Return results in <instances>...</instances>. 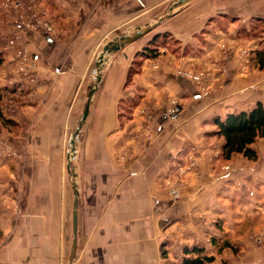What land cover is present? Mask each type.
<instances>
[{"label": "crops", "instance_id": "crops-1", "mask_svg": "<svg viewBox=\"0 0 264 264\" xmlns=\"http://www.w3.org/2000/svg\"><path fill=\"white\" fill-rule=\"evenodd\" d=\"M255 1L194 0L152 34L111 53L74 159L69 141L95 82L91 66L99 50L156 4L41 0L16 24L20 47L37 61L35 78L24 75L25 83L12 48L1 40L8 30L0 28V264H71L76 190L74 264H160L161 232L173 221L187 224L182 238L190 245L193 238L202 241L204 218L230 222L204 246L202 254L214 257L221 240L237 236L241 221L264 226V137L252 145L258 158L233 156L234 169L225 178L212 154L218 155L223 140L205 133L214 116L264 103V66L254 61L255 41L246 34L249 20L261 15ZM37 19L51 21L53 30ZM159 32L176 43L157 44L158 55L144 59L129 79L137 54ZM223 43L233 49L227 58L221 57ZM244 49L249 55H240ZM201 67L209 74L199 84L186 72ZM171 97L183 104L175 116L167 113ZM190 154L201 155V165L180 181L174 174ZM65 156L73 163L67 178ZM172 184L182 187L176 200L168 194ZM249 234L239 236L243 256L228 264H264V248Z\"/></svg>", "mask_w": 264, "mask_h": 264}, {"label": "rangeland", "instance_id": "rangeland-1", "mask_svg": "<svg viewBox=\"0 0 264 264\" xmlns=\"http://www.w3.org/2000/svg\"><path fill=\"white\" fill-rule=\"evenodd\" d=\"M177 1L178 0H149L150 4L152 2H154L156 4L155 8L153 7L151 9L147 10L146 12L141 13L138 17L133 18L132 22H130V27L131 26L132 27L131 28H124L125 30H124L123 34H133L139 26H143L145 24L153 23L163 16H167V15L171 16L173 12H175L179 9H182L189 4L194 3V0H186L185 2L178 5V4H176ZM258 1H259L258 2L259 4H254L253 6H254V8H257L260 10L261 15L255 14V16H253L249 20L250 21V27H247L248 30H246V34L249 35L250 38H252L251 39L252 41H255L252 45L254 48H256L252 52L254 57L256 55L257 50L264 47V0H258ZM39 3H41V0H0V28H1V30H2V28H5V30H8L7 34L5 36H3L2 39L1 38L0 39L5 40L7 42V46L12 48L11 52H13V54L15 55V61L14 62H15V65L17 67V70L19 72H21L23 74V76L25 75V76L29 77V81L35 78V76L31 77L30 75H28V72H32L33 70H35L37 68V61L33 57L31 59L30 53L28 52V50L25 49L24 46L20 47V44H19L20 35L18 32V28H16V24H19V22H25L26 13L28 11L35 10L37 8V4H39ZM34 16L36 19L37 18L36 13H34ZM35 19H34V21H36ZM160 24H158L153 30L146 33L145 35L152 34V32H154V30H156V28ZM12 26L14 27V31H13V29H11ZM155 34H157V33H155ZM119 35H121V34H119ZM119 35H117V36H119ZM145 35H143V36H145ZM161 35H162V33L159 32L157 35V38H160ZM160 39L167 40V43H169V44L176 43V42H173V38H170L168 34H167V36L166 35L162 36ZM100 50H99V52H100ZM159 50H160V47L157 46V52L158 53H159ZM231 51H233V49H232V47H229V45L224 44V43L221 45V57L227 58L229 56V54H231ZM245 53H246V55H249L246 50L241 51L240 55L244 56L243 54H245ZM24 54H25V56H24ZM1 57L3 58V53L0 52V58ZM94 62H95V60H94ZM94 62H93V64H94ZM33 64H35L34 67H33ZM93 64H92V66H93ZM92 66H91V68H92ZM183 71H187V70H183ZM186 74H188L197 83L202 84L206 80V78L209 74V70L207 67H201L196 72H186ZM25 76L23 77V79L25 78ZM23 82L25 83V79ZM2 91H3V88H2ZM175 101H177L183 108V104L181 102H179V100L176 97H171L168 101L169 106L167 108V113H168V109L174 104ZM212 128H213V125L212 124L209 125V127H208V129H206L205 133H207V135H209L210 137H213L214 139H216V141L220 142L221 138L217 137V135H213L210 133ZM260 139L261 138L257 139V141L255 143L256 145L260 141ZM69 147L70 146H68V148ZM220 148H214V150H219ZM212 154L214 155V156L213 155L212 156L218 161V170H219L218 175L226 178L225 173L230 169H234L233 156H236L238 154H234L231 159H224L221 151L218 153V155L214 154V152ZM240 156H242V155H240ZM196 157L197 156H194V155L191 156V154L187 156V164H186V166L179 168L178 171L174 174L176 176V178L179 177V178H181L180 181H183L184 174H187L188 171H190L191 169L193 170L194 166L196 167L198 164L201 165V157L202 156L198 155V157L197 158ZM197 160H198V162H197ZM253 161H255V160H253ZM208 163H209L208 159L205 160L203 157V164L208 165ZM72 165H73V163L72 164L68 163L66 156H65V161H64V165H63L64 170H65L64 171L65 178L70 176V174L72 173L71 172L72 171ZM177 166L178 165H174V164L172 165V167H177ZM67 168H69V172H68ZM73 171H74V168H73ZM184 183H185V181H184ZM173 185H175V184L170 185V187L167 188V190H168L169 196H171L172 198H174L176 200L181 196L182 187L181 188L178 187V189H177ZM176 186H177V184H176ZM175 190H176V193H174ZM237 192L238 193L236 194L235 199L238 200L240 198L239 195H240L241 191L237 190ZM229 223L230 222H227L225 220H221V219L219 220V218H214V217L213 218L209 217V219L204 218V220H202V227H203L202 231L204 232V235H203L204 237L202 238V241H201V239L197 240L196 238H193L192 242H191L192 245H190V243L187 242V240L182 238L183 233H186L185 230L187 229V224H185L184 222L180 223L178 221H173V222L169 223L161 232V237L163 238V250L165 251V253L161 254L160 264H175V263L179 264V263H181V261L183 260V257H184L183 254H184L185 249L187 247H192V246L198 245L204 249L207 244H210L213 241V239L214 240L217 239V236L215 235V233H218V234L223 233L225 228H227V224L230 225ZM260 223H263V225H264V221L259 222V224ZM177 225L179 226L178 229L176 227ZM250 225H253V224H250V222H246V220H245V221H241V223L239 225H237V227H234V230H238L237 236L234 239H228L226 241H224V240L220 241V245H221L220 254L215 255L216 257L213 256L214 260L211 262V264H228L229 262H231L232 259L233 260L234 259H240L243 256V253H242L243 244H241L240 241H242L241 237L244 236V234H249V233L251 234L252 233L251 234V236H252L251 242L253 241L254 244L260 246L261 248H264V226H257L256 227L254 225L253 226H250ZM258 227H261V228H258ZM213 232H215V233L213 234ZM250 234H249V237H250ZM175 235H178V237H179L177 241L174 240L176 237ZM239 236H241V237H239ZM222 239H223V237H222ZM174 242H177V243L175 244ZM171 245H174V249L171 247ZM223 247L228 248L229 252L227 250H224V252H223V250H222V249H224ZM164 256H165V258H164ZM232 256H233V258H232ZM261 260L262 259H260V261Z\"/></svg>", "mask_w": 264, "mask_h": 264}, {"label": "trees", "instance_id": "trees-1", "mask_svg": "<svg viewBox=\"0 0 264 264\" xmlns=\"http://www.w3.org/2000/svg\"><path fill=\"white\" fill-rule=\"evenodd\" d=\"M155 34L143 50H141L129 69V79L138 71L141 62L146 58H154L158 55L157 44L164 42V39L157 38ZM168 44V43H167ZM3 58H0V64ZM254 61L260 66H264V47L257 50ZM2 88L0 87V99L2 98ZM132 109V108H129ZM0 117L4 120L3 113L0 109ZM213 125L211 134L223 140L221 153L224 159H231L234 154L256 160L258 154L252 146L257 139L264 137V103L258 101L254 106L246 110L228 112L224 116L216 115L210 121ZM204 251L200 246L187 247L185 255L180 264H211L213 256L202 254ZM191 253H198L197 256Z\"/></svg>", "mask_w": 264, "mask_h": 264}, {"label": "water", "instance_id": "water-1", "mask_svg": "<svg viewBox=\"0 0 264 264\" xmlns=\"http://www.w3.org/2000/svg\"><path fill=\"white\" fill-rule=\"evenodd\" d=\"M186 0H178L176 4H181L185 2ZM175 4V5H176ZM173 8V7H172ZM171 8V9H172ZM167 16H163L160 19L156 20L153 23L150 24H145L143 26H139L133 34H121L119 36L114 37L112 40L108 41L100 52L98 53L96 60L92 66L91 69V75L93 76L94 79V84L90 87V90L88 92V97H87V103L84 107L83 114L81 116V119L79 121V124L70 139V152H71V157L72 159L75 158V152H76V144H77V135L87 118L89 114V109H90V104L93 99V95L97 89V85L101 80V71L102 68L104 67L105 63L108 60V57L111 53L118 51L125 45L139 39L146 33L150 32L153 30L158 24H160ZM69 152V154H70ZM78 210H79V198H78V191H75V200H74V208H73V233H74V238H73V244L71 248V253H70V261L71 264H74L75 261V254H76V248H77V235H78Z\"/></svg>", "mask_w": 264, "mask_h": 264}, {"label": "built area", "instance_id": "built-area-1", "mask_svg": "<svg viewBox=\"0 0 264 264\" xmlns=\"http://www.w3.org/2000/svg\"><path fill=\"white\" fill-rule=\"evenodd\" d=\"M37 21L41 24V26L48 30V31H52L53 30V24L51 23V21L49 20H39L37 19ZM25 56V54H24ZM35 66V64H33V67ZM36 70V69H35ZM35 70H33L32 72H28V75H30L31 77L33 76V72H35ZM183 110L182 106L177 102L175 101L174 104L168 109V114L169 115H178L179 113H181ZM174 187H176L178 189V186L176 185H173ZM172 186V187H173ZM174 193H176V190L174 191Z\"/></svg>", "mask_w": 264, "mask_h": 264}]
</instances>
